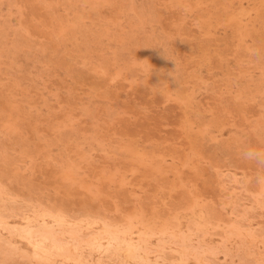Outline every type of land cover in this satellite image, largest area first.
Listing matches in <instances>:
<instances>
[{
	"label": "rangeland",
	"instance_id": "374dc122",
	"mask_svg": "<svg viewBox=\"0 0 264 264\" xmlns=\"http://www.w3.org/2000/svg\"><path fill=\"white\" fill-rule=\"evenodd\" d=\"M264 0H0V264H264Z\"/></svg>",
	"mask_w": 264,
	"mask_h": 264
},
{
	"label": "clouds",
	"instance_id": "9594fccd",
	"mask_svg": "<svg viewBox=\"0 0 264 264\" xmlns=\"http://www.w3.org/2000/svg\"><path fill=\"white\" fill-rule=\"evenodd\" d=\"M242 158L255 162L259 167L264 168V150L256 147H247L242 153Z\"/></svg>",
	"mask_w": 264,
	"mask_h": 264
}]
</instances>
